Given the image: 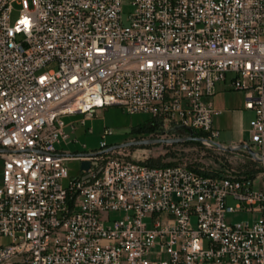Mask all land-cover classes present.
<instances>
[{
	"label": "built area",
	"instance_id": "built-area-1",
	"mask_svg": "<svg viewBox=\"0 0 264 264\" xmlns=\"http://www.w3.org/2000/svg\"><path fill=\"white\" fill-rule=\"evenodd\" d=\"M122 5L0 0V264H264L260 179L57 147L64 117L119 105L218 148L210 100L230 79L255 114L242 143L255 156L235 151L264 173V0H133L127 24ZM74 159L91 166L70 178ZM236 212L254 220L228 223Z\"/></svg>",
	"mask_w": 264,
	"mask_h": 264
},
{
	"label": "rangeland",
	"instance_id": "rangeland-1",
	"mask_svg": "<svg viewBox=\"0 0 264 264\" xmlns=\"http://www.w3.org/2000/svg\"><path fill=\"white\" fill-rule=\"evenodd\" d=\"M21 7L14 4V11L11 15V23L14 24L20 15ZM134 12L133 0H123L122 13L125 24ZM55 64L43 69V72L56 69ZM214 128L220 130V135L214 140L215 143H230L234 141L240 126L244 127L248 118L247 115L239 117L233 114V109L243 106V96L240 92H222L215 98ZM86 116L83 114H73L64 117L67 124L66 133L70 136L67 143L58 144L57 147L62 152L70 153L77 157H85L89 154H108L118 151L119 154L128 153L129 156H148V162L163 164H186L192 168H201L206 171L226 174L231 172L255 178L261 174L263 165L250 159V155L245 151H223L216 147H210L200 141L187 139L182 130L174 131V128H160L151 121V116L147 114H129L121 106L113 105L105 109H100L93 117L83 121ZM155 130H152L153 127ZM108 131L107 134L105 132ZM250 135V134H249ZM244 139L247 134H243ZM184 139L178 143H155L150 145L127 144L150 141V140H177ZM249 141V136L246 138ZM105 143V146L102 144ZM121 156V155H119ZM70 178L82 175V162L74 159L66 163ZM3 162L0 159V186L2 184ZM68 180L65 181V185ZM229 203L235 202L230 199ZM112 219L122 218L121 213H112ZM254 216L249 213L236 212L228 215L227 222L231 224L241 222H252ZM8 238H1V245H9Z\"/></svg>",
	"mask_w": 264,
	"mask_h": 264
},
{
	"label": "crops",
	"instance_id": "crops-1",
	"mask_svg": "<svg viewBox=\"0 0 264 264\" xmlns=\"http://www.w3.org/2000/svg\"><path fill=\"white\" fill-rule=\"evenodd\" d=\"M229 91H236V90H233L232 88H231V82H230V79H228L226 82H223V83H220L219 85H218V91H217V93L212 97V99L210 100L211 102H212V106H213V109H214V104H215V102H216V100H215V98L217 97V95L218 94H220V93H222V92H229ZM237 92H240L241 94H242V96H243V106H241V107H238V108H235V109H233V114H234V116H236V119L237 120H239V117H241V116H244V115H247V117H249L247 120H248V122H247V124L244 126V127H242V125L240 126V129H239V131H238V133H237V136H236V138H235V140L234 141H231L230 143H221V144H223V145H225V146H231V145H233V144H242V143H245L246 142V138L249 136V130H250V122H251V120L254 118V116H255V114H254V112L253 111H250V110H247L246 108H245V103H246V99H245V93L244 92H242V91H237ZM216 112V111H215ZM217 113V112H216ZM215 113V114H216ZM68 117V116H67ZM88 118H90V117H85L84 119H83V121H85L86 119H88ZM214 119V118H213ZM218 130V129H217ZM220 131V130H219ZM247 134V137L244 139V137H243V134Z\"/></svg>",
	"mask_w": 264,
	"mask_h": 264
},
{
	"label": "water",
	"instance_id": "water-1",
	"mask_svg": "<svg viewBox=\"0 0 264 264\" xmlns=\"http://www.w3.org/2000/svg\"><path fill=\"white\" fill-rule=\"evenodd\" d=\"M179 130H182L186 135H188V138L187 139H194V140H197V141H200V142H204L205 140L201 137H198L197 136V132H195L194 130H192L191 128L189 127H186V126H177L174 128V131H179ZM181 141H184V139H177V140H150V141H142V142H136V143H131V144H127L125 146H131V145H150V144H155V143H163V142H168V143H178V142H181ZM217 147L220 149V150H223V151H228V152H233L235 150H238V149H247L251 155L255 156V152L252 151L248 145H240L239 147L237 148H234L232 146H224L222 144H219V143H216ZM90 166H91V162L90 161H83L82 162V171H88L90 169Z\"/></svg>",
	"mask_w": 264,
	"mask_h": 264
},
{
	"label": "bare ground",
	"instance_id": "bare-ground-1",
	"mask_svg": "<svg viewBox=\"0 0 264 264\" xmlns=\"http://www.w3.org/2000/svg\"><path fill=\"white\" fill-rule=\"evenodd\" d=\"M132 166L133 167H148V159L133 158L132 159ZM176 168H179L181 170H188V165H186V164H175V165L164 166V170H175ZM214 179L228 180V175H226V174H217V175L214 174ZM253 179H260L261 182H264V173L259 174L255 178H249V177L247 178L246 177V180H253Z\"/></svg>",
	"mask_w": 264,
	"mask_h": 264
},
{
	"label": "trees",
	"instance_id": "trees-1",
	"mask_svg": "<svg viewBox=\"0 0 264 264\" xmlns=\"http://www.w3.org/2000/svg\"><path fill=\"white\" fill-rule=\"evenodd\" d=\"M152 127H153V126H152ZM152 130H155V128L153 127ZM198 136H199V137H202L203 135H202L201 133H199ZM149 164H150L151 166H160V164H158V163H153V162H149ZM163 165H164V166H169V165H175V164H163ZM214 174L217 175V173H214Z\"/></svg>",
	"mask_w": 264,
	"mask_h": 264
}]
</instances>
